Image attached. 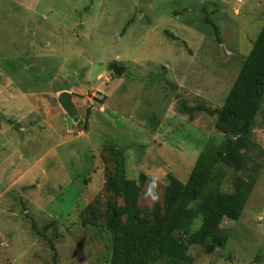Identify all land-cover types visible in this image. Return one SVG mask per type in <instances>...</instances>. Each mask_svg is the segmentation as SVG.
<instances>
[{
    "label": "rangeland",
    "instance_id": "1",
    "mask_svg": "<svg viewBox=\"0 0 264 264\" xmlns=\"http://www.w3.org/2000/svg\"><path fill=\"white\" fill-rule=\"evenodd\" d=\"M263 27L264 0H0V264H111L108 203H123L107 184L112 148L128 178L147 175L150 214L168 173L186 182L207 146H225L206 108L224 104ZM239 136L216 180L232 193L255 178L244 211L223 220L224 247L190 244V264H264V98Z\"/></svg>",
    "mask_w": 264,
    "mask_h": 264
},
{
    "label": "trees",
    "instance_id": "2",
    "mask_svg": "<svg viewBox=\"0 0 264 264\" xmlns=\"http://www.w3.org/2000/svg\"><path fill=\"white\" fill-rule=\"evenodd\" d=\"M213 25L220 35L218 26ZM263 98L264 27L224 104L215 109L206 108L223 120L221 129L228 135L225 146L217 152L207 146L186 182L168 173L164 200L157 202L150 214H144L139 204L147 175L142 172L139 178H128L121 152L117 147L112 148L116 165L107 184L123 197V203H108L107 225L116 238L111 264H156L162 258L190 264V244L210 249L226 245L227 236L221 224L227 217L234 220L241 217L255 178L250 185L238 179L234 192L227 193L217 183V168L220 162L230 164L241 150L243 138L239 134L253 125ZM184 108L190 113L196 109L186 104Z\"/></svg>",
    "mask_w": 264,
    "mask_h": 264
},
{
    "label": "water",
    "instance_id": "3",
    "mask_svg": "<svg viewBox=\"0 0 264 264\" xmlns=\"http://www.w3.org/2000/svg\"><path fill=\"white\" fill-rule=\"evenodd\" d=\"M113 70L116 74L121 75L125 72V68L115 64ZM58 101L60 102L63 109L66 111V120L70 129H73L75 122L80 119L77 108L73 100V93L69 90H63L58 95Z\"/></svg>",
    "mask_w": 264,
    "mask_h": 264
},
{
    "label": "clouds",
    "instance_id": "4",
    "mask_svg": "<svg viewBox=\"0 0 264 264\" xmlns=\"http://www.w3.org/2000/svg\"><path fill=\"white\" fill-rule=\"evenodd\" d=\"M158 181H159V177L153 176L151 178L150 184L148 185V190L145 193L146 196H150L153 200L158 199V193L156 191Z\"/></svg>",
    "mask_w": 264,
    "mask_h": 264
},
{
    "label": "crops",
    "instance_id": "5",
    "mask_svg": "<svg viewBox=\"0 0 264 264\" xmlns=\"http://www.w3.org/2000/svg\"><path fill=\"white\" fill-rule=\"evenodd\" d=\"M67 90V89H66ZM72 92V91H71Z\"/></svg>",
    "mask_w": 264,
    "mask_h": 264
}]
</instances>
